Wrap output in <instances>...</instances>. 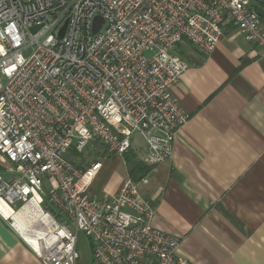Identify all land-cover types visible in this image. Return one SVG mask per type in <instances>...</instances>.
<instances>
[{"label":"built area","instance_id":"built-area-1","mask_svg":"<svg viewBox=\"0 0 264 264\" xmlns=\"http://www.w3.org/2000/svg\"><path fill=\"white\" fill-rule=\"evenodd\" d=\"M250 1L0 0V219L42 264H78L80 236L89 264H192L178 238L151 226L146 178L127 176L101 199L89 191L101 163L83 169L65 155L94 142L122 160L136 134L144 164L170 159L190 118L173 94L189 67L176 51L208 55L232 25L264 54ZM32 209L38 250L12 221Z\"/></svg>","mask_w":264,"mask_h":264},{"label":"crops","instance_id":"crops-1","mask_svg":"<svg viewBox=\"0 0 264 264\" xmlns=\"http://www.w3.org/2000/svg\"><path fill=\"white\" fill-rule=\"evenodd\" d=\"M182 46L189 67L173 94L190 118L172 156L152 169L145 145L130 151L150 168L139 192L151 226L178 238L192 264H264V54L232 25L208 55ZM0 264H42L2 219Z\"/></svg>","mask_w":264,"mask_h":264},{"label":"rangeland","instance_id":"rangeland-1","mask_svg":"<svg viewBox=\"0 0 264 264\" xmlns=\"http://www.w3.org/2000/svg\"><path fill=\"white\" fill-rule=\"evenodd\" d=\"M182 48H184V50L187 49L186 51L188 53H192V51L196 52V49L189 44H184ZM176 52L178 53V51ZM131 139L134 148H144L143 139L139 135L134 134ZM131 155L132 152L127 153L122 160L111 158L107 159L102 156L101 147L97 143L92 142L90 145L85 147L82 154L76 155L69 152L65 155V158L67 160L73 161L83 169L90 166L96 161L101 163V170L93 178L89 191L91 192V194H97L101 192V198H104L113 195V192L118 188L122 181L126 179V163L124 164L123 162L127 160V158H129ZM77 251L79 254L78 264H89L90 245L83 236L79 237Z\"/></svg>","mask_w":264,"mask_h":264},{"label":"bare ground","instance_id":"bare-ground-1","mask_svg":"<svg viewBox=\"0 0 264 264\" xmlns=\"http://www.w3.org/2000/svg\"><path fill=\"white\" fill-rule=\"evenodd\" d=\"M31 211H24L25 213L22 212L14 214L12 216V221L14 222V228L22 235L26 242H28L35 250H38V235L36 234V231H33V229L29 227L28 224L30 223V218L35 221L36 218L39 217V214L36 213V211H33V209ZM0 212L5 219L7 216H9V211L6 209V207L0 206ZM27 215H29V217H27Z\"/></svg>","mask_w":264,"mask_h":264},{"label":"trees","instance_id":"trees-1","mask_svg":"<svg viewBox=\"0 0 264 264\" xmlns=\"http://www.w3.org/2000/svg\"><path fill=\"white\" fill-rule=\"evenodd\" d=\"M125 163L128 169V177H130L134 181L141 179L146 173L150 171L149 167L143 165L139 161H134L133 154L129 158H127V160H125Z\"/></svg>","mask_w":264,"mask_h":264},{"label":"water","instance_id":"water-1","mask_svg":"<svg viewBox=\"0 0 264 264\" xmlns=\"http://www.w3.org/2000/svg\"><path fill=\"white\" fill-rule=\"evenodd\" d=\"M255 12L262 19V21L264 22V8L261 7V6H258L255 9ZM99 23H100V20L98 18H96L94 20V32H96L99 29V27H100Z\"/></svg>","mask_w":264,"mask_h":264}]
</instances>
